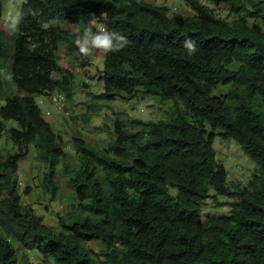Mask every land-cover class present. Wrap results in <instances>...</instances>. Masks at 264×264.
Segmentation results:
<instances>
[{
	"label": "trees",
	"instance_id": "trees-1",
	"mask_svg": "<svg viewBox=\"0 0 264 264\" xmlns=\"http://www.w3.org/2000/svg\"><path fill=\"white\" fill-rule=\"evenodd\" d=\"M184 1L186 16L149 0H23L20 11L36 15L24 16L11 48L0 30L14 88L0 105V135L4 119L18 123L6 129L17 151L0 149V264H264V0ZM52 17L63 26L44 28ZM93 17L129 40L103 55L98 97L169 107L156 121L117 116L105 143L73 134L69 152L33 95L71 99L74 67L90 63L74 40ZM185 38L197 44L192 56ZM215 134L234 138L255 162L245 185L228 182ZM31 148L50 199L61 195L55 177L67 178L69 206L55 225L18 192L19 160ZM210 189L214 199L231 197V208L203 220ZM89 240L103 249L94 252Z\"/></svg>",
	"mask_w": 264,
	"mask_h": 264
},
{
	"label": "rangeland",
	"instance_id": "rangeland-1",
	"mask_svg": "<svg viewBox=\"0 0 264 264\" xmlns=\"http://www.w3.org/2000/svg\"><path fill=\"white\" fill-rule=\"evenodd\" d=\"M23 0H0V30L6 33V42L10 45L13 42L15 32L7 29L5 20L8 14L20 11ZM158 5L166 4L169 13H175L179 16L191 14V9L184 0H149ZM220 15H225L228 7L220 4L216 7ZM98 24H100L98 22ZM72 29L74 27L70 25ZM13 35V37H12ZM12 37V38H11ZM8 45V46H9ZM11 48V45L9 46ZM11 50L8 51L9 54ZM60 62L65 65L67 56L63 52V46L60 51ZM10 56L0 58V69L9 72ZM90 63L86 66L74 67L72 81V96L69 100L51 101L49 96L34 94L35 102L40 106L43 115L48 111V121L55 131L61 136L65 149L73 152L71 137L73 134H79L89 142L107 141L113 137L114 121L117 116L122 119L139 118L144 120H158L164 118V110L169 105L159 106L152 99H131L116 97L113 100L99 98L98 95L103 91V79L101 78V69L103 67V54L94 52L89 55ZM0 105L8 94L14 91L13 85L2 75H0ZM99 104V108L89 110L92 101ZM88 104L91 106L88 107ZM97 104V105H98ZM89 110V119L86 121L83 115ZM5 130L0 135V149L2 153H14L17 147L11 142L6 133L10 127H18V123L13 119H4ZM57 123V124H56ZM103 141V142H104ZM105 143V142H104ZM212 146L215 150L217 161L223 164L227 172L229 183L245 185L251 177L255 168V162L249 158L243 151L240 144L231 137L223 138L215 134ZM35 150L29 149L27 155L19 160L18 170L15 178L18 181V192L23 203L30 204L35 214L42 216L47 224H57L58 214H64L68 209L66 195L69 192L67 178L65 176H56L60 187L61 195L54 200L42 189L41 178L44 165L35 159ZM60 166V165H59ZM28 190L25 192V189ZM174 191V189H173ZM214 190L210 189V197L205 200L200 215L203 220L208 215L228 214L231 208L232 198L225 195H218L213 198ZM87 245L94 251L103 249V244L96 240H89ZM17 246V244L15 245ZM28 260L37 262L41 260L33 251H27ZM20 255V253H19ZM22 255H20L21 259ZM23 264V263H21Z\"/></svg>",
	"mask_w": 264,
	"mask_h": 264
},
{
	"label": "clouds",
	"instance_id": "clouds-1",
	"mask_svg": "<svg viewBox=\"0 0 264 264\" xmlns=\"http://www.w3.org/2000/svg\"><path fill=\"white\" fill-rule=\"evenodd\" d=\"M26 2V0H25ZM36 15L32 9L25 11H16L9 13L6 17L5 24L9 31L16 32L19 30L25 15ZM44 28L62 27L64 21L59 17H52L42 22ZM128 38L122 33L110 31L104 25H100L96 18L90 19L82 28L74 40V44L78 49V54L81 58H87L90 54L97 52L105 56L113 53H119L128 45ZM39 44L33 42L30 44V49L35 50ZM183 48L187 51L189 56H192L197 51V44L190 38H185L183 41ZM0 75L7 80L13 79V74L4 69H0Z\"/></svg>",
	"mask_w": 264,
	"mask_h": 264
},
{
	"label": "built area",
	"instance_id": "built-area-1",
	"mask_svg": "<svg viewBox=\"0 0 264 264\" xmlns=\"http://www.w3.org/2000/svg\"><path fill=\"white\" fill-rule=\"evenodd\" d=\"M50 100L51 101H60V102H62L63 101V96L61 94H59V93H53L50 96Z\"/></svg>",
	"mask_w": 264,
	"mask_h": 264
},
{
	"label": "crops",
	"instance_id": "crops-1",
	"mask_svg": "<svg viewBox=\"0 0 264 264\" xmlns=\"http://www.w3.org/2000/svg\"><path fill=\"white\" fill-rule=\"evenodd\" d=\"M164 1H165L164 3H166V1L168 2L169 0H164ZM187 6H188V5H187ZM48 96H49V95H48ZM49 98H50V96H49ZM46 114H48V111L46 112ZM46 114L44 115V117L48 120V119H49V118H48L49 115H46ZM56 124H57V123H56ZM54 130H55V128H54Z\"/></svg>",
	"mask_w": 264,
	"mask_h": 264
}]
</instances>
